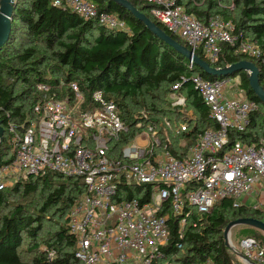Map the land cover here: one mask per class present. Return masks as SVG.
Instances as JSON below:
<instances>
[{
	"label": "trees",
	"instance_id": "trees-1",
	"mask_svg": "<svg viewBox=\"0 0 264 264\" xmlns=\"http://www.w3.org/2000/svg\"><path fill=\"white\" fill-rule=\"evenodd\" d=\"M54 1L17 0L11 40L0 49V122L5 129L0 142V165L11 161L14 156L10 142L12 128L22 133L30 121L39 116L35 110L37 105L62 94L72 96L67 88H60L62 81L65 84L78 83L87 104L92 102L93 93L101 90L107 101L117 105L129 128L120 146L132 141L145 129L158 138L161 146L167 148L174 158L182 160L189 157L202 133L218 127L197 89L195 77L201 76L209 81L223 78H214L195 64L191 65L189 60L162 44L143 23L115 3L92 0L101 12L117 14L126 21L131 32L111 30L66 6L55 5ZM129 1L184 45L151 16L149 5L141 0ZM178 2L204 25L215 17L232 22L239 39L249 38L262 51L264 58V0H234L235 13L220 8L216 0ZM22 33L25 41L36 44L16 50ZM196 55L215 68L251 61L261 70L264 87V70L260 62L236 55L233 46H223L215 62L200 52ZM236 77L247 97L258 103L259 110L252 117L247 134H236L234 139L255 142L264 136V105L251 89L247 74L240 73ZM41 85H48L50 91H40L38 87ZM177 85L180 87L175 89ZM178 92L194 110L196 121L187 120L182 105L171 106V97ZM139 123L142 124L140 129L137 128ZM184 125H187L186 131L182 130ZM83 193L81 179L55 172L28 176L0 190V264H78L77 240L69 229V215ZM13 196L28 204H10L9 199ZM133 196L130 191L126 198ZM166 206L164 213L169 216L170 237L162 253L163 260L172 264H197L208 259L214 264H237L235 254L226 245V228L241 219L264 223L261 210L247 205L234 206L232 200H225L208 214L198 215L194 211L182 230L183 216L171 211L170 201ZM52 210L62 223L45 248L36 249L40 251L39 256L31 262L24 261L20 249L26 240L38 241L47 213ZM180 245L183 246L181 249Z\"/></svg>",
	"mask_w": 264,
	"mask_h": 264
},
{
	"label": "built area",
	"instance_id": "built-area-1",
	"mask_svg": "<svg viewBox=\"0 0 264 264\" xmlns=\"http://www.w3.org/2000/svg\"><path fill=\"white\" fill-rule=\"evenodd\" d=\"M141 1L151 7V16L194 54L200 52L215 62L223 46L229 45L236 55L256 59L264 70L262 51L249 38L240 40L232 22L215 17L204 25L178 0ZM54 2L111 30L131 32L126 21L117 14L101 12L92 0ZM234 79L195 77L218 127L202 133L189 157L182 160L174 158L145 129L120 146L129 128L117 105L107 101L101 90L94 92L87 104L78 83L62 81L60 88H67L72 96L62 94V98L37 105L39 116L22 133L11 129L14 156L0 165V190L47 172L79 178L84 193L69 215L78 264H172L163 260L162 253L170 237L169 216L164 213L168 201L171 211L183 216L182 230L194 211L208 214L225 200L239 206L252 198L257 201L253 208L264 212V136L255 142L234 139L236 134H247L259 105L247 97L240 80ZM38 89L50 91L48 85ZM186 129L184 125L182 130ZM130 191L134 196L127 199ZM241 198L245 202H239ZM238 249L245 256L246 260L241 259L244 263L264 264V245L258 238H244ZM197 264L214 263L208 259Z\"/></svg>",
	"mask_w": 264,
	"mask_h": 264
},
{
	"label": "water",
	"instance_id": "water-1",
	"mask_svg": "<svg viewBox=\"0 0 264 264\" xmlns=\"http://www.w3.org/2000/svg\"><path fill=\"white\" fill-rule=\"evenodd\" d=\"M119 5L123 10L127 11L132 15L133 18L137 19L140 23H143L146 30L160 40L162 44L173 49L176 53L180 54L190 62H193L207 75L214 78H227L236 77L240 73H246L250 81L251 89L254 91L257 98L264 105V87L262 86V74L261 70L257 65L251 61L243 60L232 65L215 68L211 64L201 59L199 56L194 54L193 51L189 50L186 46L177 42L173 37L168 35L159 25L154 23L148 18L142 11L136 8L129 0H104ZM17 0H1L0 10V49L3 48L11 40L13 32V24L15 21V6ZM5 129L0 122V142L3 141ZM257 224L264 228V223L253 219H241L231 223L225 231V240L228 249L238 256L242 260H246L245 256L240 252L239 249L232 243L229 237V231L232 226ZM249 264H256L255 262H248Z\"/></svg>",
	"mask_w": 264,
	"mask_h": 264
},
{
	"label": "rangeland",
	"instance_id": "rangeland-1",
	"mask_svg": "<svg viewBox=\"0 0 264 264\" xmlns=\"http://www.w3.org/2000/svg\"><path fill=\"white\" fill-rule=\"evenodd\" d=\"M202 1L204 0H201V2ZM216 2L218 3L220 8H223L229 12L235 13L236 10L234 8V0H216ZM34 44H36V42L25 41L24 34L22 33L20 35V38L17 40V44L15 48L16 50H19L22 46H29V45H34ZM234 80L238 81L239 78L236 77ZM227 95L228 97L231 96V94H227ZM180 100H184V103L181 104ZM170 102H171L172 107H174L175 105H182L184 107L183 111L185 113V116L189 118L187 120L196 121L197 116L194 110L190 107V105L186 101L183 94L179 92L175 93V97H173V99H171ZM239 202H245L244 198H241ZM9 203L10 204H19V203L28 204L22 198H18L17 196H13L11 199H9ZM246 205L253 208L257 205V201L255 199L250 198L246 201ZM8 206L9 205H7V207ZM47 215L48 216L44 224L43 232L39 236L38 241L35 242V241L26 240L22 248L20 249L22 258L26 262H31L33 258L39 256L40 251H36V249L37 248L38 250L44 249L45 244L52 237L51 235L59 228L60 224L62 223V220L60 219V217L56 214L54 210H52L50 213H47ZM249 236L258 238L261 244L264 245V228L257 224L232 226L231 230L229 231V237L232 243L237 247V249H238L240 242L244 238L249 237ZM36 244L38 247H35ZM235 257H236L237 264H246L242 260H240V258H238L236 255Z\"/></svg>",
	"mask_w": 264,
	"mask_h": 264
}]
</instances>
